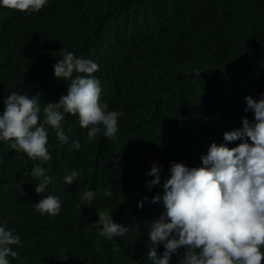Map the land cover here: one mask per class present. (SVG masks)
<instances>
[{"label": "trees", "instance_id": "obj_1", "mask_svg": "<svg viewBox=\"0 0 264 264\" xmlns=\"http://www.w3.org/2000/svg\"><path fill=\"white\" fill-rule=\"evenodd\" d=\"M65 52L99 65L100 102L121 113L117 133L105 137L101 125L88 142L78 115L64 114L66 143L46 126V163L0 140V226L20 237L9 264H152L145 222L165 211L151 198L162 195L171 163L201 167L211 143L238 145L223 134L241 128L242 117L254 120L246 96L264 97V0H47L39 12L0 6V113L18 92L38 101L43 122L44 106L67 95L70 80L53 68ZM154 162L161 185L149 191ZM36 165L52 179L41 194ZM74 170L69 185L64 177ZM85 191L94 194L90 205ZM48 195L61 203L55 216L35 209ZM100 211L129 228L126 236H101ZM176 258L169 264H180Z\"/></svg>", "mask_w": 264, "mask_h": 264}, {"label": "clouds", "instance_id": "obj_2", "mask_svg": "<svg viewBox=\"0 0 264 264\" xmlns=\"http://www.w3.org/2000/svg\"><path fill=\"white\" fill-rule=\"evenodd\" d=\"M46 3L47 0H0V6L21 12H39ZM53 68L56 78L70 80V84L67 95L61 96L58 103L44 106L43 122L38 101L18 92L4 99L0 113V140L43 163L52 159L46 126L55 130L62 143L68 140L61 126L64 114L78 115L80 126L89 129L88 142L100 133L101 125L103 135L114 138L121 115L108 111V105L100 102V81L93 75L99 70L97 63L65 52ZM245 101V112L251 110L254 120L242 117L241 128L223 134L226 142H241L234 147L211 143L201 157V167L172 162L170 175L162 184V195L157 193L151 198L152 203H162L165 210L158 219L145 222L147 256L152 264H169L180 249L184 250L181 258H176L180 264H264V97L256 100L246 96ZM73 147L80 148L78 140L73 141ZM45 172L41 165L32 169V176L40 180L35 187L37 194L44 193L52 182ZM161 173L162 167L154 162L146 173L152 177L146 181L149 191L161 185ZM77 176L74 170L64 181L71 185ZM105 195L111 196V192L106 190ZM93 198L92 191L83 193L82 199L88 205ZM146 200L148 197H144ZM144 201L137 206L143 208ZM35 209L42 215L55 216L61 203L48 195L35 204ZM96 224L100 235L108 239H121L130 230L103 211L98 212ZM19 244L20 237L14 230L0 226V264H9L7 257L18 256L11 246ZM160 245L164 251L158 256Z\"/></svg>", "mask_w": 264, "mask_h": 264}]
</instances>
